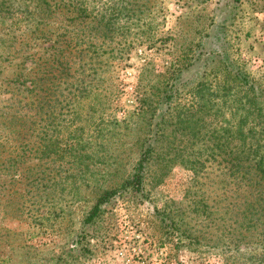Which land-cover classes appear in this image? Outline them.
<instances>
[{
  "label": "rangeland",
  "instance_id": "374dc122",
  "mask_svg": "<svg viewBox=\"0 0 264 264\" xmlns=\"http://www.w3.org/2000/svg\"><path fill=\"white\" fill-rule=\"evenodd\" d=\"M88 2L90 19L35 28L29 0H0V264H264L245 202L264 155V0ZM48 32L88 50L81 94L39 105L76 157L47 158L29 128L20 84L51 59ZM147 148L142 192L118 190Z\"/></svg>",
  "mask_w": 264,
  "mask_h": 264
},
{
  "label": "trees",
  "instance_id": "16d2710c",
  "mask_svg": "<svg viewBox=\"0 0 264 264\" xmlns=\"http://www.w3.org/2000/svg\"><path fill=\"white\" fill-rule=\"evenodd\" d=\"M31 5L30 14H36L40 19H32L33 24H35V28H38L40 21H46L49 19L57 18L59 15L68 16L67 21L76 22L78 20L84 21L86 19H90L92 17V11L89 9L88 0H29ZM102 22V19L98 22ZM45 25H47L45 23ZM37 30V29H36ZM103 30V29H102ZM101 35L106 37V32L98 31ZM50 32L42 34L43 41H49L50 45L45 50L46 52L51 51V59L43 65H37V71L33 72V77L29 80L26 78L21 82L20 86H24L26 81L29 82V88L24 87V90L27 93H30L32 101L30 106L33 108L34 120L30 122V130L35 132L37 131V137L40 139L38 141V145L43 147L45 155L47 158L57 157L64 159L66 157H76L77 149L80 147L79 144H82L80 139H77L76 135H69L64 143H60L56 138H53L52 135L49 134V131H56V124L52 121H48L43 124V115L41 113L42 100L47 96H58L64 97V93L71 95L72 97H77L81 94L80 89H74L73 86L69 83L70 74L75 70L76 62L85 63V59L87 58V54L83 53L88 51L86 49H81V45L75 43L74 39L71 36H64L62 34L57 35L55 39L49 37ZM72 50L74 54L72 55ZM67 51L68 55H64L63 52ZM54 64L56 67H54ZM48 67H45V66ZM35 67V66H34ZM74 74V72H73ZM28 76V75H27ZM48 76V77H47ZM47 77V81L49 79H53L57 82V84L53 83V85H47L44 87V83ZM71 79H74L72 76ZM46 81V82H47ZM74 83V80H71ZM42 86V87H41ZM64 86V88L62 87ZM34 103H37L38 110L33 107ZM242 125V121L240 122ZM242 128H240L237 132V137L240 143H243L245 140V135L242 133ZM34 146V143H32ZM81 149V148H80ZM42 151L39 153L42 155ZM36 154L37 151H34ZM250 149H245L244 146H240L237 152V157L241 160L239 165H243L245 162L243 157H248L250 154ZM151 153V148L145 149L142 153V158L139 161L138 167L135 173L131 176V178L127 179L118 190H127L130 189L133 192L141 193L143 188V172L145 169V164L147 162V157ZM54 154V155H52ZM259 161H256L254 164H249L248 167L253 170L251 173L250 181L254 184L253 191H256V198L254 200H249L251 197V192L248 194V200H246L247 210H250L249 219L253 222V226L255 228V233L257 234L256 241L258 244H264V155H261ZM243 166H240L239 169L242 170ZM246 167V169H249ZM249 174L245 172L243 174V178ZM249 186V185H248ZM118 190L115 191H106L104 195L97 201L93 209L91 210L89 216L86 219L87 223H90L93 219H95L100 210V205L105 201L109 200ZM243 201V203L245 204ZM264 251V248H263ZM262 261H264V256Z\"/></svg>",
  "mask_w": 264,
  "mask_h": 264
}]
</instances>
